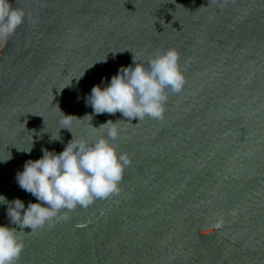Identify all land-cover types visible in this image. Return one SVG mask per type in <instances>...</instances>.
Wrapping results in <instances>:
<instances>
[{
  "label": "water",
  "instance_id": "obj_1",
  "mask_svg": "<svg viewBox=\"0 0 264 264\" xmlns=\"http://www.w3.org/2000/svg\"><path fill=\"white\" fill-rule=\"evenodd\" d=\"M12 2L27 15L0 50L7 201L37 202L16 173L42 148L60 153L72 133L94 142L92 126L126 119L86 98L133 55L174 48L186 78L163 119L119 121L112 143L131 160L119 192L18 230L17 264H264V0ZM61 112L77 117L72 133ZM7 207L0 225L16 227Z\"/></svg>",
  "mask_w": 264,
  "mask_h": 264
},
{
  "label": "clouds",
  "instance_id": "obj_2",
  "mask_svg": "<svg viewBox=\"0 0 264 264\" xmlns=\"http://www.w3.org/2000/svg\"><path fill=\"white\" fill-rule=\"evenodd\" d=\"M26 15L23 9L13 6L12 0H0V41L14 35ZM179 59L174 48L157 52L146 62L138 61L133 55L132 64L121 66L109 83L93 86L86 105L91 106L94 114L119 112L126 118L92 126L97 134L94 142L75 138L71 125L77 117L61 112V129L69 130L72 139L60 153L42 148L39 159L26 161L23 171L16 173L19 187L37 202L30 201L25 207L20 199L7 201L0 195V204L8 205L10 224L16 226L0 225V264H17L24 248L18 230L35 232L45 225L51 227L54 221L68 219L61 214L62 210L87 208L96 199L119 192L125 168L131 163L128 154L118 153L112 143L120 136L119 121L136 119L139 123L146 117L163 119L168 94L181 92L186 84Z\"/></svg>",
  "mask_w": 264,
  "mask_h": 264
},
{
  "label": "bare ground",
  "instance_id": "obj_3",
  "mask_svg": "<svg viewBox=\"0 0 264 264\" xmlns=\"http://www.w3.org/2000/svg\"><path fill=\"white\" fill-rule=\"evenodd\" d=\"M2 42H3V41L0 42V46H1ZM3 45H4V43L2 44V46H3ZM2 46H1V48H2ZM1 48H0V50H1Z\"/></svg>",
  "mask_w": 264,
  "mask_h": 264
},
{
  "label": "rangeland",
  "instance_id": "obj_4",
  "mask_svg": "<svg viewBox=\"0 0 264 264\" xmlns=\"http://www.w3.org/2000/svg\"><path fill=\"white\" fill-rule=\"evenodd\" d=\"M4 43V41L2 42V44ZM2 44H1V46H2ZM1 46H0V48H1Z\"/></svg>",
  "mask_w": 264,
  "mask_h": 264
},
{
  "label": "built area",
  "instance_id": "obj_5",
  "mask_svg": "<svg viewBox=\"0 0 264 264\" xmlns=\"http://www.w3.org/2000/svg\"><path fill=\"white\" fill-rule=\"evenodd\" d=\"M1 42V41H0Z\"/></svg>",
  "mask_w": 264,
  "mask_h": 264
}]
</instances>
